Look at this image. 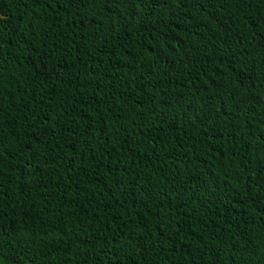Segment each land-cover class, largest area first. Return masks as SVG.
<instances>
[{
	"label": "trees",
	"instance_id": "1",
	"mask_svg": "<svg viewBox=\"0 0 264 264\" xmlns=\"http://www.w3.org/2000/svg\"><path fill=\"white\" fill-rule=\"evenodd\" d=\"M2 264H264V0H0Z\"/></svg>",
	"mask_w": 264,
	"mask_h": 264
},
{
	"label": "snow or ice",
	"instance_id": "2",
	"mask_svg": "<svg viewBox=\"0 0 264 264\" xmlns=\"http://www.w3.org/2000/svg\"><path fill=\"white\" fill-rule=\"evenodd\" d=\"M0 264H2V258H0Z\"/></svg>",
	"mask_w": 264,
	"mask_h": 264
}]
</instances>
